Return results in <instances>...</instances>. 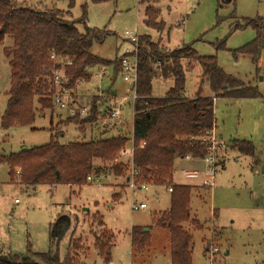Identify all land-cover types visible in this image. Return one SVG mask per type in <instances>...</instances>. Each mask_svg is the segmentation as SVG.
<instances>
[{"label": "rangeland", "instance_id": "rangeland-1", "mask_svg": "<svg viewBox=\"0 0 264 264\" xmlns=\"http://www.w3.org/2000/svg\"><path fill=\"white\" fill-rule=\"evenodd\" d=\"M13 0L17 6L36 10H59L62 17L77 21V29H93L107 35L101 44H94L91 53L100 59L114 62L126 51L133 50L125 32L148 37L164 53L191 48L198 57H215L217 67L243 88L258 95L253 99L215 97L207 80L201 83V66L194 59L182 60L185 76L184 96L213 99L215 135L226 148L216 154L217 164L210 188L203 180L210 167L204 159L177 158L174 161L172 185L191 187L189 214L201 224L196 229L184 224L191 236V264H210L208 252L216 249L212 264H264V34L258 39L256 50L250 54L238 51L253 45L257 33L244 27L248 20H263L264 0ZM150 7L157 12L156 24L147 25L145 12ZM84 19V24L81 19ZM139 39V38H138ZM12 45L5 38L0 48V117L5 111L10 88L9 59L3 49ZM251 45V46H252ZM256 45V43H255ZM135 46V45H134ZM135 50L130 56H135ZM117 62V61H116ZM107 64V63H106ZM94 66L88 75L100 68ZM106 76L91 79L73 91L77 105L90 108L91 100L99 93L124 96L131 83L122 82L108 65ZM157 78L152 83L151 96L163 97L172 87V80H163L161 67L153 64ZM38 108V107H37ZM76 109V107H74ZM123 136L132 133L133 117L126 109ZM67 110L54 106L53 114H36L32 126L0 128V160L22 150L48 144L50 126L58 125L61 144L89 140V128L80 130L75 124L60 125L68 117ZM94 132L104 131L102 139L118 136L116 129L99 118L91 126ZM96 139V138H95ZM130 139V138H129ZM245 142L254 147L253 157L240 154L233 143ZM133 141L126 149L130 150ZM125 149V150H126ZM130 152V151H129ZM119 153V163L130 174L131 158ZM98 164L97 161H95ZM97 166V165H96ZM100 166V165H99ZM196 171V179H188L184 172ZM8 168L0 161V250L4 255L29 257L45 253L50 247L49 230L59 216H68L72 226L59 244L61 258L72 241H79V264H171L168 231L153 226L156 215L170 208L167 186H148L147 190H131L124 177L100 175L99 183L82 186L57 184L24 185L10 182ZM114 195L117 197L114 198ZM145 204L136 212L132 205ZM102 220L103 227L98 225ZM147 227L151 243L143 251L131 247L132 227ZM113 234L110 261L104 263L94 249V236L102 231ZM37 260V259H36Z\"/></svg>", "mask_w": 264, "mask_h": 264}, {"label": "trees", "instance_id": "trees-1", "mask_svg": "<svg viewBox=\"0 0 264 264\" xmlns=\"http://www.w3.org/2000/svg\"><path fill=\"white\" fill-rule=\"evenodd\" d=\"M145 16L147 25L162 27L156 24L157 12L152 8L146 9ZM262 21L245 22L244 27L256 31L257 40L252 46L239 50V54H250L256 50L258 39L264 34ZM81 22L84 24L83 18ZM77 25V21L64 19L59 10H36L17 6L13 0H0V48L5 38L12 39V45L3 49L9 59L10 88L5 111L0 117L1 129L6 131L13 127H29L34 123L36 114L42 115L44 111L53 114L51 72L55 66L50 60L52 54L71 62L64 69L69 81L68 89L74 88L78 80L89 82L88 70L94 66L113 64L114 74H118L120 66L117 60H103L91 53L92 46L103 43L107 35H101L85 24L81 32ZM135 56L138 100L134 104L132 133L128 137L122 134L110 139L91 137L85 141L61 144L58 141L61 130L58 125H51L48 144L22 150L0 161L8 168L10 182L18 181L24 185L82 186L86 184L88 176L110 174L127 180L129 175H124L127 169L121 163H115V160L132 140L131 168L136 172L137 184L172 187L169 210L156 215L153 220V226L169 233L171 264H191L192 240L183 227L186 223L196 229L200 227L198 221L189 214L193 189L172 185L171 178L175 159L186 156L203 158L206 154L199 143L215 124L214 98H202L199 92L194 98L184 96L185 76L180 62L184 59L198 61L202 70L201 83L207 80L215 97L253 99L258 95L225 75L217 67L215 57H198L188 47L164 53L148 37H139ZM156 63L161 67L160 77L163 80L170 79L173 83L165 95L159 98L151 96L152 83L157 78L153 70V64ZM104 103L92 98L87 117L68 115L65 122L59 121L58 124L72 123L82 131L86 127H90L91 131ZM233 148L249 157H253L255 152L254 147L245 142H235ZM98 225L104 226L102 220L98 221ZM71 226L72 220L68 216H59L50 226L51 248L47 252L35 253L31 258L23 259L4 255L0 250V264H79L80 243L77 240L70 244L73 252L68 249L63 258L59 255V244ZM129 237L131 247L137 251L141 252L150 246L147 227H132ZM112 241L113 234L106 230L94 236V249L104 263L110 261Z\"/></svg>", "mask_w": 264, "mask_h": 264}, {"label": "built area", "instance_id": "built-area-1", "mask_svg": "<svg viewBox=\"0 0 264 264\" xmlns=\"http://www.w3.org/2000/svg\"><path fill=\"white\" fill-rule=\"evenodd\" d=\"M125 36H128L127 40H129L133 44V50L126 51L122 56L118 58V64L120 69L118 74L124 83H131V89L128 90L124 96H113L106 93H99L98 95L94 96V98H98L105 102L103 106L100 107V116L99 118H104L108 122V125L114 127V129L120 128L123 123L127 120L125 114L126 109H130L131 115L133 117V109L134 104L138 100V96L136 94V82H137V60L136 56H130L131 52L135 50L136 52V45L138 43V36L137 35H129L128 32H125ZM135 45V46H134ZM50 60L54 64V69L51 72V81H52V103L60 110H67L70 116L79 115L80 118H85L89 115L90 108L86 109L85 107H81L77 105L78 102L77 98H81L75 93L72 89H68L69 81L65 77L64 69L70 66L71 62L65 59H59L54 54L50 56ZM106 66H99L96 68H100L95 74L91 73L90 80L96 79L101 81L107 74ZM84 81L78 80L75 82L74 85L79 87ZM76 107V109H74ZM199 145L203 147L206 151V154L203 158L205 162L209 165L210 169L207 171L206 176L203 180V185L207 188H210L213 184L215 169L217 164V152L220 150H224L226 146L218 141L215 135V124L213 128L206 132L205 135L200 139ZM130 151V152H129ZM132 157L133 146L130 150H123L121 151V155L127 154ZM191 156H186L185 158H190ZM193 158V157H192ZM119 162V158L115 160V163ZM131 165V162H130ZM136 172L130 168V174L127 178V185L131 190H147L149 185H138L135 181ZM184 176L188 179H196L199 175L196 171H189L184 172ZM98 176H88L86 181L88 183H99ZM168 193L172 192V187H167ZM146 208L145 204L140 205H132V211L136 212L139 210H143ZM217 252L216 249H210L208 252L209 255V262L212 264L213 255ZM121 264V263H118ZM131 264V263H129Z\"/></svg>", "mask_w": 264, "mask_h": 264}, {"label": "crops", "instance_id": "crops-1", "mask_svg": "<svg viewBox=\"0 0 264 264\" xmlns=\"http://www.w3.org/2000/svg\"><path fill=\"white\" fill-rule=\"evenodd\" d=\"M42 116V115H41ZM123 126V125H122ZM120 127V128H118V129H116V133H118V136L119 135H121L122 134V132H123V127ZM104 131H101V133H99V131H96V132H94V129H91V131L89 130V138H96V139H102V137H105L104 136V133H103ZM117 136V137H118ZM104 139H106V138H104ZM110 139V138H109ZM173 174V173H172ZM171 180H172V178H171ZM127 181V180H126ZM199 223V222H198ZM199 226L201 227V224L199 223ZM140 227H142V226H140ZM199 227V228H200ZM201 229V228H200ZM162 230H164V229H162ZM167 231V230H166ZM169 234V233H168ZM168 241H169V243H168V248H169V252H170V237H169V239H168ZM150 243H151V236H150ZM170 254V253H169Z\"/></svg>", "mask_w": 264, "mask_h": 264}, {"label": "water", "instance_id": "water-1", "mask_svg": "<svg viewBox=\"0 0 264 264\" xmlns=\"http://www.w3.org/2000/svg\"><path fill=\"white\" fill-rule=\"evenodd\" d=\"M224 4H227V3H229L230 2V0H223L222 1ZM58 173H56V177L58 178ZM145 231H147V229H145ZM23 259H25V258H23Z\"/></svg>", "mask_w": 264, "mask_h": 264}]
</instances>
